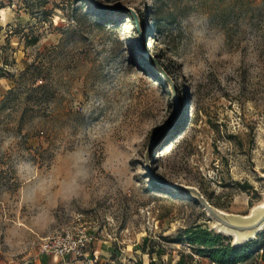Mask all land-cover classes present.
<instances>
[{"label": "rangeland", "instance_id": "obj_1", "mask_svg": "<svg viewBox=\"0 0 264 264\" xmlns=\"http://www.w3.org/2000/svg\"><path fill=\"white\" fill-rule=\"evenodd\" d=\"M95 1L142 12L144 46L177 85L182 118L159 142L155 172L247 215L264 194V0ZM135 29L124 12L88 0H0L4 250L39 251L44 238L80 227L125 264L156 252L188 264L201 256L186 231L217 235L202 208L144 170L173 105ZM260 254L239 264H259Z\"/></svg>", "mask_w": 264, "mask_h": 264}, {"label": "water", "instance_id": "obj_2", "mask_svg": "<svg viewBox=\"0 0 264 264\" xmlns=\"http://www.w3.org/2000/svg\"><path fill=\"white\" fill-rule=\"evenodd\" d=\"M88 1L95 7L106 11L124 12L131 15L138 32L139 55L152 65L154 71L160 76L168 88L173 105L172 115L169 122L155 135L143 157L144 170L150 181L161 189L170 191L185 199L195 202L213 222L212 230L216 231L217 234H223L232 238V248H239L249 242L255 241L257 235L264 231V204L261 205L260 203L254 206L247 215L228 214L211 205L198 188L169 181L155 172L152 164L157 146L163 137L176 128L182 118L183 105L177 91V85L159 59L145 48L144 38L146 35L143 32L140 16L136 9L125 6L104 7L95 0ZM259 177L264 180V174H260Z\"/></svg>", "mask_w": 264, "mask_h": 264}, {"label": "crops", "instance_id": "obj_3", "mask_svg": "<svg viewBox=\"0 0 264 264\" xmlns=\"http://www.w3.org/2000/svg\"><path fill=\"white\" fill-rule=\"evenodd\" d=\"M89 233L94 236V240L88 245L84 258H77L74 255L52 257L51 255L42 254L38 250H31L20 256H15L13 252H8L0 246V264H84L85 261L89 260L95 262V264H125L120 256H118V252L115 251L114 247H110L106 241L98 239L95 233ZM263 241L264 235L259 241V247ZM177 245L179 246L181 244ZM135 246L136 245H133L136 250ZM261 253L262 254L258 255L259 264H264V248ZM192 256L194 259L188 264H214L206 258ZM171 258L169 254L165 257H161L160 254L157 255V252L147 253L142 255L141 258H138L137 261L133 259L132 264H170ZM176 260V264H184L179 258ZM171 264L174 263L172 262Z\"/></svg>", "mask_w": 264, "mask_h": 264}, {"label": "trees", "instance_id": "obj_4", "mask_svg": "<svg viewBox=\"0 0 264 264\" xmlns=\"http://www.w3.org/2000/svg\"><path fill=\"white\" fill-rule=\"evenodd\" d=\"M137 12L140 16L143 30L146 32L147 27L145 25V20L142 15V12L141 11H137ZM125 14H126V18L131 20L132 25L135 27L136 25L133 22L131 15L127 13ZM135 32L138 35L136 29ZM141 59L143 58L141 57ZM144 61L152 68V65L148 61L146 60ZM243 188H249V187L248 185H244ZM220 236H221L220 234L217 235L212 234V232L209 231L208 229L195 227L186 231L185 240L192 247L196 246L195 252L197 255L209 259L214 264H239L249 259L254 252H257L261 248L256 246L252 250H250L247 245L251 242L239 248H232L231 243H229L228 245L219 244ZM135 248L139 249L140 247L136 245ZM157 255H159L158 252Z\"/></svg>", "mask_w": 264, "mask_h": 264}, {"label": "built area", "instance_id": "obj_5", "mask_svg": "<svg viewBox=\"0 0 264 264\" xmlns=\"http://www.w3.org/2000/svg\"><path fill=\"white\" fill-rule=\"evenodd\" d=\"M93 240L94 236L85 228L70 227L44 238L40 243L39 252L52 257L74 255L77 258H84L87 247ZM263 248L264 241L258 251L262 252ZM84 264H95V262L89 260Z\"/></svg>", "mask_w": 264, "mask_h": 264}, {"label": "bare ground", "instance_id": "obj_6", "mask_svg": "<svg viewBox=\"0 0 264 264\" xmlns=\"http://www.w3.org/2000/svg\"><path fill=\"white\" fill-rule=\"evenodd\" d=\"M163 148H165V147H163ZM263 204H264V200L262 201L261 205H263Z\"/></svg>", "mask_w": 264, "mask_h": 264}]
</instances>
